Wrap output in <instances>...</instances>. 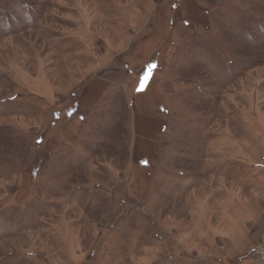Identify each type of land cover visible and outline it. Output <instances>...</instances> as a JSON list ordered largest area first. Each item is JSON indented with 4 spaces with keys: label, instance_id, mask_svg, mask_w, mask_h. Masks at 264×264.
Returning a JSON list of instances; mask_svg holds the SVG:
<instances>
[{
    "label": "rangeland",
    "instance_id": "1",
    "mask_svg": "<svg viewBox=\"0 0 264 264\" xmlns=\"http://www.w3.org/2000/svg\"><path fill=\"white\" fill-rule=\"evenodd\" d=\"M0 264H264V0H0Z\"/></svg>",
    "mask_w": 264,
    "mask_h": 264
}]
</instances>
